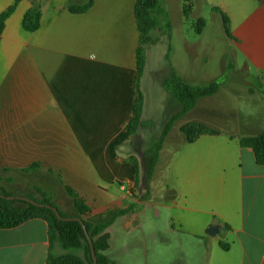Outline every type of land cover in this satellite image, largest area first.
<instances>
[{
  "label": "crops",
  "instance_id": "obj_1",
  "mask_svg": "<svg viewBox=\"0 0 264 264\" xmlns=\"http://www.w3.org/2000/svg\"><path fill=\"white\" fill-rule=\"evenodd\" d=\"M90 1L93 5L84 14L69 10ZM136 1L0 0V16L16 4L0 37L1 184L19 196L20 189L26 197L40 190L53 201L69 197L66 188H71L91 209L87 216L98 224L113 222L109 235L115 224L129 234L138 230L149 210L158 219L168 213L166 231L176 241L157 237V232L146 241L150 251L145 264H264V166L257 164L252 149L241 147L242 138L223 137L221 132L202 136L181 159L170 164L166 159L169 147L183 150L185 125H207L193 118L201 100L175 121L150 173L149 153L168 122L183 110L165 87L170 74L160 79L170 95L165 123L146 122L152 105L153 47L146 50L139 83L142 126L132 137L126 131L138 76ZM216 8L230 20L233 38H227L242 60L226 66L235 82L222 84L220 91L247 89L264 103V95L257 92L264 90V0H219ZM164 9L171 23L169 9ZM29 11L41 12L40 27L33 33L23 28ZM159 20L155 35L171 40L174 28L167 35L162 15ZM169 72L175 73L172 66ZM175 74L199 86L189 81L185 68ZM247 76L258 86L242 81ZM214 141H221L220 146ZM200 143L208 146L203 154ZM36 164L40 168L35 173H23ZM37 173L41 177L35 179ZM132 206L130 213L115 218ZM211 226L220 228L215 238L206 233ZM179 234L189 240H178ZM49 254L48 224L42 219L0 230V264H48Z\"/></svg>",
  "mask_w": 264,
  "mask_h": 264
},
{
  "label": "rangeland",
  "instance_id": "obj_2",
  "mask_svg": "<svg viewBox=\"0 0 264 264\" xmlns=\"http://www.w3.org/2000/svg\"><path fill=\"white\" fill-rule=\"evenodd\" d=\"M194 10L187 20L183 17V0H164L163 6H167L171 15V23L174 28L173 38L170 40L168 36L158 37L159 41L152 48L149 56L150 69L154 71L152 82L153 91L151 93V111L146 122L149 124L161 121L165 123L171 107H167L170 95L160 87V79L168 77L170 74L178 76L176 70L185 68V71L191 74L189 79L199 86H204L217 81L221 85L228 82L233 84L235 80L231 79L230 73L226 72V66L242 63L236 55V49L231 45L227 38L221 16L213 11L219 0H193ZM199 18L206 21V27L201 34L195 30V25ZM149 47V48H150ZM172 66L175 73H168V67ZM170 76L169 78H171ZM168 78V79H169ZM244 82L257 85L258 82L244 77ZM241 81V82H242ZM259 89V88H257ZM260 95H264V90L257 91ZM173 96V95H172ZM149 100V102H150ZM260 97H252L247 94V89L221 90L220 93L208 98H204L198 104L196 111L193 113L194 119H202L207 121L208 127L214 128L221 132L223 137L240 138L254 137L264 131V103H259ZM163 113L161 114V112ZM190 119V117H189ZM189 119H185V122ZM175 140H179L175 138ZM221 141H214V145H218ZM189 143L186 141L183 150L169 147L166 159L168 163L179 160L183 155L191 152ZM208 150V146L199 144V152L203 154ZM214 153L213 156L219 158L222 154ZM176 169L171 170V174H175ZM32 173H35L32 171ZM170 174V172H169ZM35 179L40 178V174H36ZM0 189L6 190V186L1 184ZM21 195L26 196V191L19 190ZM31 196L39 198L37 193H31ZM29 197V196H28ZM55 204L63 213L68 216H75L77 212L73 205V200L69 197L56 196ZM160 210L157 206H151ZM146 213L140 219V227L133 233H127L115 224L111 227L109 249L105 254L109 257L112 264H145L147 251L146 241H152L153 237L166 236L171 241H176L171 231H166L171 224L168 213L162 212L161 218L152 215V210ZM88 222L98 224L96 219L89 216L85 218ZM177 228V226H176ZM163 229V230H162ZM166 232V233H165ZM165 233V234H164ZM108 234V233H106ZM178 240H189L185 235H176ZM184 236V237H183ZM99 238V237H98ZM96 238V240L98 239ZM156 237H154L155 239ZM191 240V239H190ZM157 252L156 250H152ZM55 254H61L63 251L57 247ZM151 255H149L150 257ZM189 257L192 258L189 253Z\"/></svg>",
  "mask_w": 264,
  "mask_h": 264
},
{
  "label": "trees",
  "instance_id": "obj_3",
  "mask_svg": "<svg viewBox=\"0 0 264 264\" xmlns=\"http://www.w3.org/2000/svg\"><path fill=\"white\" fill-rule=\"evenodd\" d=\"M164 0H137L135 4V18L140 33V46L137 51V70L135 100L132 107V116L126 125V131L130 137L134 136L142 126V115L144 109V97L140 91L139 83L146 69L147 59L146 50L158 43L159 39L155 36L156 31L160 28L161 21L159 16L162 15L165 20V33L171 32V23L169 16L163 6ZM93 3L90 1L84 6H73L69 10L73 14H84ZM193 0H183V16L189 19L193 12ZM16 9V4L10 7L0 16V37L4 30L6 20ZM222 18L223 28L228 38H233L231 33V22L229 18L219 9H213ZM41 12L29 11L23 19V28L33 33L40 27ZM206 27V21L199 19L195 25V30L201 34ZM166 89L174 96V98L183 106L182 112L173 117L166 125L160 141L156 147L149 153L151 158L150 173H152L160 156L163 143L169 134L173 124L190 111H192L198 102L204 98L216 95L221 88V84L217 81L204 86H191L180 77L173 75L165 82ZM182 133L186 137L189 144L197 142L202 136H219L220 132L214 128L208 127L202 123H189L182 128ZM242 148L252 149L256 158V162L260 166H264V131L254 137H246L240 140ZM40 168L38 164L26 169L23 173L36 171ZM68 196L73 200L74 208L77 212L75 216H68L61 211L55 202L45 193L38 190L39 198L29 197L42 205H52L58 209L63 218H79L94 243L98 264H112L105 252L109 249V234L107 229L112 225V221L103 224H94L88 222L85 218L90 212V208L86 203L78 197L74 190L66 188ZM0 193L6 197L19 196L6 190L0 189ZM133 210V206L120 211L115 218L127 215ZM36 219H42L48 224V237L50 242V254L48 264H94L92 251L89 241L85 235L83 226L78 221L60 220L53 210L34 206L24 201H8L0 197V230H10ZM99 237V238H98ZM96 238H98L96 240ZM59 247L63 253L55 254L56 248ZM222 247H225L222 245Z\"/></svg>",
  "mask_w": 264,
  "mask_h": 264
},
{
  "label": "water",
  "instance_id": "obj_4",
  "mask_svg": "<svg viewBox=\"0 0 264 264\" xmlns=\"http://www.w3.org/2000/svg\"><path fill=\"white\" fill-rule=\"evenodd\" d=\"M0 197L6 199L8 201L19 200V201H24V202L30 203V204H32L34 206H37V207L48 208L50 210H53L54 213L56 214V216L60 220H63V221H78V222H80L82 224V226H83L85 235H86V237H87V239L89 241V244H90V247H91V251H92V257H93L94 264H98V259H97V256H96V252H95V248H94V243H93L92 239L90 238V235H89V233H88V231L86 229V226L83 224L82 219H79V218H63L60 215V212L58 211V209L55 208L54 206H52V205H42V204H39L35 200H32L31 198L26 197V196H9V197H6V196H4L3 194L0 193ZM206 233L210 237H214L215 238L220 233V228H219V226H211V227L208 228V230H207Z\"/></svg>",
  "mask_w": 264,
  "mask_h": 264
}]
</instances>
